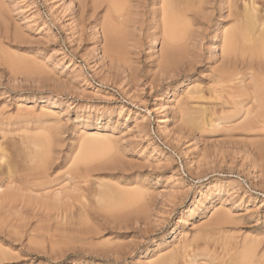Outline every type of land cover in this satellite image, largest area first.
I'll return each instance as SVG.
<instances>
[{"label":"rangeland","instance_id":"1","mask_svg":"<svg viewBox=\"0 0 264 264\" xmlns=\"http://www.w3.org/2000/svg\"><path fill=\"white\" fill-rule=\"evenodd\" d=\"M97 1L79 7L70 0H4L1 48L19 62L0 61V152L6 153L0 174L7 161L24 168L18 154L24 144H48L52 187L81 197L86 216L42 221L31 217L39 213L34 203L14 222L24 229L0 220V264H236L245 243L264 249V132L237 135L235 119L211 136L193 124L207 111L210 81L223 62L211 53L210 36L220 24L234 27L246 5L256 1L262 10L264 0H195L193 36L170 67L160 66L169 49L163 34L160 55L150 52L153 0H124L130 22L118 42L105 29L111 8ZM237 58L228 87L264 76L263 68L246 72ZM169 86L163 132L156 99ZM96 133L106 138L91 137ZM1 184L0 194L8 188L6 180Z\"/></svg>","mask_w":264,"mask_h":264},{"label":"bare ground","instance_id":"2","mask_svg":"<svg viewBox=\"0 0 264 264\" xmlns=\"http://www.w3.org/2000/svg\"><path fill=\"white\" fill-rule=\"evenodd\" d=\"M76 1L78 2V5L80 7V6H82L84 0H70V4L72 5ZM98 1H99V3L107 1V5H109V7L111 8V10L108 9L111 12H110V16L106 18L107 24H106L105 29H106V32L110 34V37L113 38L112 40L118 42V40H120L119 36L122 35L121 31L123 32L124 27H127V24H129V22H130L129 17H128L129 16L128 12H130V11L127 12V10H126V13H125V8H124L126 5H128L127 3H130V1L128 0L125 3L126 0L125 1L120 0L119 1L120 3L126 4V5L124 4L122 6H117V4H116L117 0H98ZM153 1L154 2H153L152 8L155 10V11L153 10L154 11L153 12L154 13L153 18L157 19V29H156V33L154 34L155 35L154 39L150 43V52L154 56L160 55V47H159L160 43L158 42V39H159L158 37L161 34H163L164 39H165V44L167 47H169V49H167L168 51H167L166 56L163 55L160 58L162 61L161 62L162 64H160V66L162 65V66L167 67L173 63L175 64V62L177 60L176 58L181 57L182 51H184L186 44H188L187 42H189L188 40H190V37L193 36L191 31L195 26L192 25L193 21L191 22V20H190L191 18L189 19V17L192 16L191 11L193 9L196 10V6H197L196 3L197 2L195 3V0H153ZM252 2H253V0H252ZM255 2L252 3V6H250L251 4L246 5L245 11L243 10L244 13H241V14H240V12H239V14L235 13L236 14L235 15L236 16L235 21L237 23L234 25V27H231L229 29L226 28V29H228V30H226L225 27H223L222 24H220L215 28V30L213 31L212 35L209 38V46L208 47H209L211 53H218L220 55L222 54L223 62H222V66L217 70V72H218L217 77L212 78L210 81L212 83L211 84L212 87L208 90L210 92L209 93L210 97L207 100L211 99V102L208 104L207 107H205V108H207L208 113L204 109L201 110L203 112L200 111V113L201 114L203 113V117L201 116V117H198L195 120H193V122H195L193 124L198 125L199 128H201V130L203 132L205 131L208 134H210L211 136L216 133L218 128L223 129L224 123L226 121L227 122L230 121V123H232V121L235 119L241 120V123L238 125L236 124V127L233 128V129H235L234 131L237 132V135H239V133H240L241 135H244V137L246 136V138L249 139L252 136V134L254 137L255 136L254 134H256L258 132H264V76H258V75H256L257 73H255L256 72L255 70L260 71L262 68H263L262 72L264 70V64H263L264 63V7L261 6L262 10H259L260 8L257 9V4L255 5ZM120 3H119V5H121ZM262 5L264 6V4H262ZM158 6L163 7V9L160 7L162 9L161 12L158 11L160 9ZM3 7H4V0H0V27L2 26L1 21L4 20V18H3V16H4ZM157 7L159 9H156ZM198 7L200 8L199 5H198ZM126 9H129V8H126ZM231 14H233V13H231ZM3 22L5 23V21H3ZM222 29L226 30L225 36H224L223 47L221 44ZM6 36H7V34H6ZM7 39H9L8 36H7ZM0 40H1V38H0ZM2 43H3V41L0 42V61L5 60V62H6L7 60H9V62L14 61L13 64L18 63L19 61L18 62L15 61L16 56L15 57L13 55L10 56L11 54L9 55L8 54L9 52L6 53L3 50V47L1 48ZM108 47H109V44H108ZM108 47L107 46L104 47V50L101 51V53H102L101 60L102 61H104L105 59H107L109 57V56L107 57V55H106ZM187 48L188 47H186V50H187ZM186 50H185L184 54L186 53ZM237 57H240V59L242 58L241 59L242 62H240V65H242V68L245 69L246 72L252 71V73H255V74L252 75L251 82H248V83L246 82V85L239 86L236 88L235 87L231 88V87H228V85L233 84V82H235L233 80V77L237 76V74L234 75L236 67H234L235 69H233L232 71H231V69H232L231 67H233L237 63V61L239 59ZM110 59H111V57H110ZM260 60H262L263 63L261 64V62H260V64H257V62L259 63ZM10 63H12V62H10ZM255 64H257V65H255ZM236 66H237V64H236ZM130 70L133 73V70L132 69H130ZM253 71H255V72H253ZM262 72H260V73L264 74V72L263 73ZM246 74H244V76ZM254 75H256V76H254ZM257 77H259V78H257ZM244 80H245L244 78H240L237 81L239 83H241ZM169 89H171L170 86L166 91L161 92L158 95L159 97L156 99V101L158 103H160V106H161L160 108L163 110L162 111V117L159 119V122H158L159 126H162L163 132L166 131V129H167V114L169 113V111L171 109L170 103H166V100H165L167 98V96L170 95ZM249 100L251 102L248 105H246V107H244L243 106L244 103L246 101H249ZM217 102H220L221 105L218 106ZM229 104L232 108L230 110H232V111H229V109H228ZM250 104H251V106H250ZM217 107L220 108L219 112H218V110H216V109H218ZM233 111L237 112L236 115H234V116H232L230 114ZM199 118L200 119L202 118L203 120H200ZM235 123H236V121H235ZM99 134L98 133H96V135L91 134V137H93V136L94 137L98 136L100 138L105 137V135L102 137V135H103L102 133H99ZM249 135H251V136H249ZM251 139H252V137H251ZM253 139H255V138H253ZM26 141L28 142V140H26ZM24 143H26V142H24ZM24 145L26 148L22 147ZM24 145L21 146L22 147L21 150L23 149L21 151L22 154L20 155V153L18 152L20 159L23 156V158L21 159L23 162L22 161L21 162L24 165V168L22 170H20V169L18 170L19 167H18V165L16 166V163L14 161L13 162L7 161L6 166H5L6 169H4V171H2V173L0 174L1 176H4L6 178L5 179L6 180V186L8 187L5 192L0 194V220L3 222V225L8 226V228L9 227L10 228L16 227L18 229H19V227L21 228L23 226V224H21L22 226L21 225L19 226V224H17L18 221L20 220L19 218L23 217L22 213H23V211H26L25 208H27L29 206L28 208L30 209V206H32L34 203H35L34 205H36L35 207H38L39 213L36 210H34V212H33L34 214H32L33 216H31V217H33V218L37 217L38 220H42V219L45 220L46 219L45 221H49L50 218H55L57 216L58 218L56 217L57 218L56 222H58L60 224V221H58V220L60 219V220H62V222H67L70 212H71L70 213L71 216L74 213L72 219L74 217H75L74 220L76 218L80 219L82 217V214H83L82 211H84L85 208L82 209V206H80V208H79L78 204H81L80 201L83 199L80 200L81 197L78 198L79 196L76 197L74 195V197H73L72 195H67L66 191L69 190V187L68 188L65 187V188H67L65 190L64 189L59 190L62 186H60L59 189L52 187L54 182L49 180L50 171L52 170V164L49 162L50 158H51V151L49 150V148H48V150H46L44 148V147H46V148L49 147V145L45 144V145H47V146H45L43 144L44 146L42 147L40 144H38V146L40 145L39 148H44L47 151V152H45L46 154L44 153L45 156H44V154H42L43 156H41L42 150L40 151V149H39L37 151V149H36L38 147L37 144L35 146L33 144L32 147H30L28 144H27L28 147L26 146V144H24ZM102 147H104V146H102ZM1 150H3V149H1ZM19 150H20V148H19ZM102 150H103V148H102ZM3 152L4 151H2V153ZM4 154L6 155V153H4ZM4 154L1 155L2 156L1 158L3 160H1L0 162L5 160L6 157L3 158ZM19 156H17V157H19ZM88 156H89V154H88ZM108 156H109V154H108ZM96 158H97V155H96ZM93 159H95V158L93 157ZM100 159H102V158H100ZM89 160L90 159H88V161ZM70 163H72V162H70ZM19 165H20V163H19ZM74 169H75V167H74ZM20 172L23 173L24 175L17 176L18 174H20ZM3 178L0 180V184H1V182L5 181ZM77 178L81 179L82 177H77ZM30 181H33V182L37 181L38 183L36 182V184L35 183L29 184ZM78 181L79 182H77L74 186L76 188H78V186H79L78 183H80V180H78ZM2 187L0 186V191L1 190L4 191L2 189ZM79 190H76V193H75L76 195H78L77 193H79L78 192ZM71 191H72V189H71ZM26 192H28L31 195L37 194L36 196L38 197V199L34 200V202H32L33 200L30 199L31 197L30 198L24 197V195H26V194H23V193H26ZM106 196H108V194H106ZM105 198H109V196L105 197ZM65 201L68 203H66ZM70 201H72V203ZM113 202H114V200H113ZM114 203H116V200ZM74 208H75V211L73 212ZM27 211H28V209H27ZM35 211L37 213H35ZM20 212H22V213H20ZM30 212H32V211H30ZM27 214H29V213H27ZM27 214H25V216ZM52 214L53 215L55 214L56 216L55 215L53 216ZM20 215H22V216H20ZM51 215L53 217H51ZM84 216H86L85 211H84L83 218H84ZM29 217L27 216V218H29ZM222 217H223V215L218 218V222L221 221L219 219ZM21 219H23V218H21ZM25 220H22L23 223L25 222ZM42 221H40V222H42ZM77 221H78V219H77ZM84 221H85V219H84ZM9 222L12 224L10 225ZM14 222H17V223H14ZM224 223H225V221H224ZM220 224H223V222H220ZM25 227H26V225H24L22 228L24 229ZM39 229L41 230V228H39ZM34 231H36V230H34ZM32 233H33V231H32ZM31 234L29 235L30 237L32 236ZM33 234L36 235L35 232ZM42 235H43V233H42ZM33 236H32L33 239H35L34 237H36V236L38 237V235H36L34 237ZM32 241H34V240H32ZM37 241H38V239H37ZM253 243H250V244L245 243V245L242 247L243 250H241V253L239 254L237 262H235L236 264H262L264 262L263 261L264 260V249L262 248L263 251L259 249V247H261V245L259 243H258L259 245H257L256 243H254V244ZM258 249L260 250V252ZM3 254H5V253H3ZM6 257L7 256H5V258ZM5 258H3V259H5ZM164 261H161V262L164 263Z\"/></svg>","mask_w":264,"mask_h":264}]
</instances>
